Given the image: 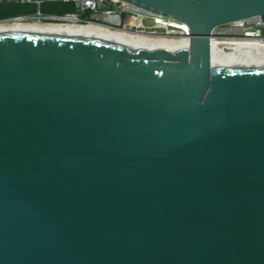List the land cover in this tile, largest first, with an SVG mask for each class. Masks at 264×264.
I'll return each mask as SVG.
<instances>
[{
  "label": "water",
  "instance_id": "95a60500",
  "mask_svg": "<svg viewBox=\"0 0 264 264\" xmlns=\"http://www.w3.org/2000/svg\"><path fill=\"white\" fill-rule=\"evenodd\" d=\"M122 1L188 50L0 34V264H264V66L210 47L264 0Z\"/></svg>",
  "mask_w": 264,
  "mask_h": 264
},
{
  "label": "built area",
  "instance_id": "2783aa9c",
  "mask_svg": "<svg viewBox=\"0 0 264 264\" xmlns=\"http://www.w3.org/2000/svg\"><path fill=\"white\" fill-rule=\"evenodd\" d=\"M31 4L39 8L44 2L70 4L74 12L62 16H42L37 12L33 20L38 23L73 26L81 29H94L107 33H142L161 35L181 41L189 48V29L186 24L146 11L122 0H0ZM29 18H15L28 20ZM35 22V21H32ZM212 38L243 40L258 38L264 41V23L259 18H251L218 26L212 31ZM211 40V38H210Z\"/></svg>",
  "mask_w": 264,
  "mask_h": 264
},
{
  "label": "bare ground",
  "instance_id": "6f19581e",
  "mask_svg": "<svg viewBox=\"0 0 264 264\" xmlns=\"http://www.w3.org/2000/svg\"><path fill=\"white\" fill-rule=\"evenodd\" d=\"M0 34H24L40 37H60L94 41L107 39L127 44L132 50H153L165 47L173 52L187 49L186 44L161 35H146L142 33H107L94 29H81L73 26L41 24L16 20L0 23ZM232 40L215 39L211 37V69H232L248 66H264V41L258 38Z\"/></svg>",
  "mask_w": 264,
  "mask_h": 264
},
{
  "label": "trees",
  "instance_id": "16d2710c",
  "mask_svg": "<svg viewBox=\"0 0 264 264\" xmlns=\"http://www.w3.org/2000/svg\"><path fill=\"white\" fill-rule=\"evenodd\" d=\"M39 12L42 16H62L74 12V8L70 4L58 2H44L39 8L31 4H19L14 2H1L0 3V23L15 18H29L28 22H32Z\"/></svg>",
  "mask_w": 264,
  "mask_h": 264
},
{
  "label": "rangeland",
  "instance_id": "374dc122",
  "mask_svg": "<svg viewBox=\"0 0 264 264\" xmlns=\"http://www.w3.org/2000/svg\"><path fill=\"white\" fill-rule=\"evenodd\" d=\"M30 21H35V22H37L38 20H36V19H32V20H30ZM38 23V22H37ZM41 24H44V22H42ZM234 40V39H233ZM228 43H232V40H228L227 42H226V44H228Z\"/></svg>",
  "mask_w": 264,
  "mask_h": 264
}]
</instances>
